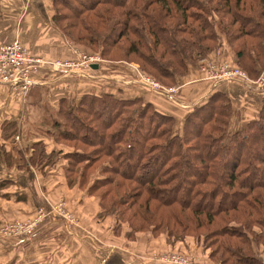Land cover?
Masks as SVG:
<instances>
[{"label":"trees","instance_id":"16d2710c","mask_svg":"<svg viewBox=\"0 0 264 264\" xmlns=\"http://www.w3.org/2000/svg\"><path fill=\"white\" fill-rule=\"evenodd\" d=\"M52 8L73 46L106 64H134L163 86L179 85L225 46L251 80L264 72V0H52ZM260 94L256 116L236 129L231 99L218 89L181 117L111 92L86 93L77 105L62 98L53 129L73 148L66 176L116 215L127 239L193 238L214 245L216 263L264 264Z\"/></svg>","mask_w":264,"mask_h":264},{"label":"crops","instance_id":"0c3cea01","mask_svg":"<svg viewBox=\"0 0 264 264\" xmlns=\"http://www.w3.org/2000/svg\"><path fill=\"white\" fill-rule=\"evenodd\" d=\"M52 14V0H0V44L18 38L35 57L75 59L74 50L79 49L57 29ZM224 48L233 57L232 49ZM106 67L94 69L90 77L45 67L37 76L41 82L23 97L0 83V264H161L156 256L170 248L163 240L157 247L158 239L148 234L127 239L116 215L103 212L97 197L69 181L64 156L73 148L58 143L53 129L62 98L77 105L86 93L111 92L119 98H144L160 111L181 117L218 89L236 111L232 129L260 108V90L239 82L203 81L198 66L178 81L176 100L140 91L138 83L127 87V69ZM40 209L45 216L31 236L3 233L15 221L38 218Z\"/></svg>","mask_w":264,"mask_h":264},{"label":"built area","instance_id":"2783aa9c","mask_svg":"<svg viewBox=\"0 0 264 264\" xmlns=\"http://www.w3.org/2000/svg\"><path fill=\"white\" fill-rule=\"evenodd\" d=\"M74 53L75 59L46 60L42 57L31 55L24 43L18 38L8 43L0 44V83L8 85L18 96L23 97L33 86L41 82L37 76L45 67L66 75L74 74L79 77H90L94 70L91 65L97 64L100 66L104 61L97 54H85L80 50H74ZM132 68L136 74V83L153 92L164 94L176 100L178 87L163 86L153 77L141 72L137 66ZM198 71L202 79L211 81L214 85L221 82H239L247 86L257 83L249 79L244 70L233 66L231 61L223 58L220 48L216 49L213 58H201L199 60ZM57 210L61 211V208ZM44 216L45 213L40 209L38 218L27 221H15L10 225L4 226L2 229L3 233L31 236L35 230L36 223ZM156 258L171 262V264H196L193 261L194 255L185 256L176 253H162L158 254Z\"/></svg>","mask_w":264,"mask_h":264},{"label":"rangeland","instance_id":"374dc122","mask_svg":"<svg viewBox=\"0 0 264 264\" xmlns=\"http://www.w3.org/2000/svg\"><path fill=\"white\" fill-rule=\"evenodd\" d=\"M82 51L85 53V54H97L102 60H104L102 57H101V55L99 54V53H89V52H86V47H84V46H82ZM221 50V49H220ZM221 55H222V57L223 58H226V59H228L229 61H231V58L232 57H230L229 56V54L226 52V53H223L222 51H221ZM103 64H106V62H105V60L101 63V66L103 65ZM130 64V65H129ZM133 66H136V65H131V63H127L126 61L125 62H121L120 61V63H109V64H107V67H106V69H122L123 67L125 68V69H127V73H126V76H125V81H126V83H128L127 84V87H133V86H130V85H135V80H137V78H136V74H135V72L133 71ZM121 76V75H120ZM263 76H264V72L262 73V75H261V77L258 79V81H256L257 83L256 84H251L252 86H258V85H260L261 84V82L263 81ZM202 76L200 75V79H202L201 78ZM115 79H117V78H115ZM120 79H121V77H120ZM250 79V78H249ZM261 79V80H260ZM203 81L205 80V79H202ZM253 82H255L254 80H252ZM168 87V86H167ZM138 90H140V91H146L145 89H143V88H138ZM188 105V104H187ZM121 224V223H120ZM123 226H125V225H123ZM142 234V237H144L145 238V236L148 234V235H150V233H148V232H142L141 233ZM150 237H151V235H150ZM129 239V238H128ZM161 239H163V235H159L158 236V242H157V247L159 246V244L161 245V243H160V240ZM129 240H132V238H130ZM150 240L152 241V239L150 238ZM156 240V239H155ZM187 245H185V243H184V241H178L177 240V242L175 243V245H173L172 246V244H171V246H169L170 247V249L171 250H167V251H165V253L164 254H170V253H176V254H178V255H185V256H192V255H194L195 256V258H194V262L196 263V264H205L206 263V260L208 261L207 263H210V264H215L216 262H214L212 259H211V257L209 258V256H210V252H211V250L212 251H214V245H209V247H207L206 249L204 248V246L205 245H207V243H203V241H201V242H199L198 240H194L193 238H187ZM197 242V244H196V242ZM190 242H193V245L190 247ZM189 245V246H188ZM214 247V248H213ZM171 251V252H170ZM177 251V252H176ZM162 253V252H161ZM208 254H209V256H208ZM261 256H262V259H264V255L263 254H261ZM180 260V259H179ZM210 261V262H209ZM157 262L158 263H161V264H171V262H166V261H164V260H160L159 258H158V260H157ZM212 262V263H211ZM218 263V262H217ZM216 263V264H217ZM218 264H220V263H218Z\"/></svg>","mask_w":264,"mask_h":264},{"label":"water","instance_id":"95a60500","mask_svg":"<svg viewBox=\"0 0 264 264\" xmlns=\"http://www.w3.org/2000/svg\"><path fill=\"white\" fill-rule=\"evenodd\" d=\"M91 67H92L93 69H97V68H98V65H97V64H92ZM254 89H256V90H260V91H261V90H264V76H263V81L261 82V84L258 85V86H255Z\"/></svg>","mask_w":264,"mask_h":264}]
</instances>
